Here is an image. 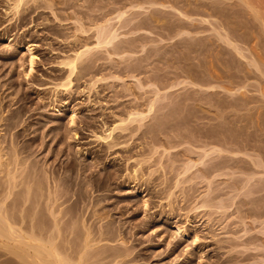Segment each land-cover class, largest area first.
<instances>
[{"label": "rangeland", "instance_id": "rangeland-1", "mask_svg": "<svg viewBox=\"0 0 264 264\" xmlns=\"http://www.w3.org/2000/svg\"><path fill=\"white\" fill-rule=\"evenodd\" d=\"M17 1L0 0V203L16 176L7 205L22 227L35 211L48 230L61 207L69 246L84 227L104 239L89 264H264L254 13L241 0ZM1 243L0 264H29Z\"/></svg>", "mask_w": 264, "mask_h": 264}, {"label": "bare ground", "instance_id": "bare-ground-1", "mask_svg": "<svg viewBox=\"0 0 264 264\" xmlns=\"http://www.w3.org/2000/svg\"><path fill=\"white\" fill-rule=\"evenodd\" d=\"M20 1L21 0H19V2L17 1V4L18 3L20 4L22 2V1L21 2ZM241 1L250 9L252 14L254 13L253 15H255V17L261 23L262 31L264 32V2L262 0H241ZM253 1L255 2V5H253V3H252ZM17 4H16V8L19 7V6H17ZM101 29L103 32L102 27H101ZM101 29H100V32H101ZM114 33H111V34L109 33L108 38H111V40L113 38H115L116 36ZM102 34H100V38H101ZM104 35H106V34H104ZM104 35H103V38L105 37ZM99 43H101V41ZM29 51L31 52V49H29ZM87 51L88 52L90 51V50H88V47H87ZM87 51L83 50V52L76 53L74 55V58L70 62H68L69 63L68 67H70L72 73L74 72V69L76 68V63L79 61V59H81V57H83V55L88 53ZM33 58L34 57L31 56V66H32L33 61H34ZM31 70H32V67H31ZM66 82L67 83H66L65 87H67L68 84L70 85V82H72V81L69 79ZM113 130H114V128H113ZM109 137L110 136H108L107 138H109ZM104 139H106V138H104ZM0 153H1V151H0ZM0 160H1V158H0ZM0 162H2V161H0ZM0 169H1V163H0ZM15 177L11 178L12 180L8 181L9 183L6 182V183H8L7 184L8 187L6 186V188L4 190L5 195L1 192L2 193L1 195H3V198H4L3 201H1V203H0V239L4 243V245H1V246L2 247L4 246V249L6 247V249H7L6 251H9L10 254H12L13 256H16L17 259H19L20 261H22L23 259L25 260V258L29 257L30 260L28 261V259H26L27 261L25 260L26 262H24V263L28 262L30 264V261L32 262L31 259H33L34 260L33 262L35 264H89L90 260L93 259V258L89 259L90 252L93 250V247L97 243L104 241V239L102 240L100 238L98 240L97 238H94L92 229L90 230L88 227H84L85 231L83 232L84 234L82 233V236H83L82 241H80V243L76 247L69 246L70 245L69 243L71 241L70 240L71 235L75 233L76 227H73V226H72L73 228L69 227L70 230L67 227L68 228L67 231L63 230L64 228L63 229L61 228V223H63V222L60 219H58V217L62 215L63 209L61 210V207L60 208L58 207L59 209H57L56 211H54L52 207L51 208L49 207V209H51V214H52L51 216L53 217V222H52L53 225H52V227L48 228V230H45V227H46L45 225L43 228H37V225H39V224L35 225L36 223H32V222H34V217H35L34 212L35 211L33 212V214L28 215V216H30L29 218H31L30 220L32 221L31 222L32 225H30L29 228H26V229H24L22 227V224H24V221H25L24 214L20 215L21 217L17 218V217H13L9 213L10 211H9L7 202L10 199V197L12 196V194L13 195L15 194L14 189L17 187V185L15 183L16 182ZM23 184H24V182H23ZM30 187H31V185L27 186V193L25 195V204L31 198L30 194L32 193V191H31L32 188H30ZM23 204L21 207L22 209L24 208L23 206L25 205V204L24 205ZM52 206H54V205H52ZM19 212H22V210H20ZM35 218H37V217H35ZM43 223H45V222H43ZM3 243H1V244H3ZM30 251H32L33 254L30 253ZM31 254L33 255L34 258H31ZM114 262H115V260H114Z\"/></svg>", "mask_w": 264, "mask_h": 264}]
</instances>
